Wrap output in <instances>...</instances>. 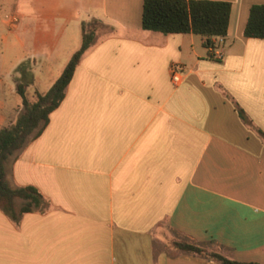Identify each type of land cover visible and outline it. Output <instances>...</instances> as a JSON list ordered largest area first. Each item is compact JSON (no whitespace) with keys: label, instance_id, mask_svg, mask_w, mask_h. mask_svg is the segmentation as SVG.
<instances>
[{"label":"crops","instance_id":"0c3cea01","mask_svg":"<svg viewBox=\"0 0 264 264\" xmlns=\"http://www.w3.org/2000/svg\"><path fill=\"white\" fill-rule=\"evenodd\" d=\"M209 1L232 5L213 52L143 30L144 0H0V127L23 110L17 85L35 103L82 25H101L45 129L5 164L48 208L0 210V264H218L161 244L162 227L264 264V39L244 36L264 0Z\"/></svg>","mask_w":264,"mask_h":264},{"label":"trees","instance_id":"16d2710c","mask_svg":"<svg viewBox=\"0 0 264 264\" xmlns=\"http://www.w3.org/2000/svg\"><path fill=\"white\" fill-rule=\"evenodd\" d=\"M232 5L228 2L209 0H144L141 26L143 30L169 34H194L203 39L206 48L214 47L213 39L228 34ZM101 25L97 22L82 25V43L72 55L62 74L45 95H39L35 103L25 96V84L17 85L23 100V111L15 123L0 130V210L18 221L25 213L48 208L44 197L34 187L11 188L6 180L5 164L20 152L28 142L37 138L49 122V115L65 97V91L79 65L82 56L92 47ZM246 38L264 39V5L252 6L244 29ZM242 119L247 118L237 108ZM264 136V134H263ZM210 245H199L178 237L172 247L179 253L193 255L218 264H257L231 260Z\"/></svg>","mask_w":264,"mask_h":264},{"label":"rangeland","instance_id":"374dc122","mask_svg":"<svg viewBox=\"0 0 264 264\" xmlns=\"http://www.w3.org/2000/svg\"><path fill=\"white\" fill-rule=\"evenodd\" d=\"M8 11H5V12H3V13H7ZM5 19H9V18H5ZM10 21V20H9ZM13 23V21H11L10 22V24H12ZM23 111V110H22ZM4 127H6L5 125L4 126H1L0 127V130L2 129V128H4ZM161 238H160V242H161V244H165L166 246H168V244L170 245V243L173 241V240H176L178 237L176 236V234H174L173 232H171V231H169L168 229H166V228H164V227H162L161 228ZM209 249H211V250H214L213 248H212V246H209Z\"/></svg>","mask_w":264,"mask_h":264},{"label":"built area","instance_id":"2783aa9c","mask_svg":"<svg viewBox=\"0 0 264 264\" xmlns=\"http://www.w3.org/2000/svg\"><path fill=\"white\" fill-rule=\"evenodd\" d=\"M12 21L14 22L15 19H12ZM211 52H213V47H209L208 48ZM216 56L218 58H221V54L220 53H216ZM182 71L181 66H179L178 64H172L170 66V75H171V81L173 84L177 85L180 83L181 77H180V72Z\"/></svg>","mask_w":264,"mask_h":264}]
</instances>
